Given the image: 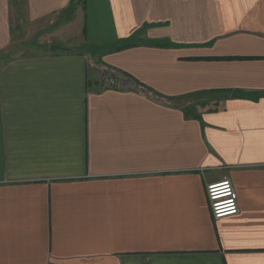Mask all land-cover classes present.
I'll return each instance as SVG.
<instances>
[{"label":"crops","instance_id":"1","mask_svg":"<svg viewBox=\"0 0 264 264\" xmlns=\"http://www.w3.org/2000/svg\"><path fill=\"white\" fill-rule=\"evenodd\" d=\"M1 62L0 264H264V0H0Z\"/></svg>","mask_w":264,"mask_h":264},{"label":"built area","instance_id":"2","mask_svg":"<svg viewBox=\"0 0 264 264\" xmlns=\"http://www.w3.org/2000/svg\"><path fill=\"white\" fill-rule=\"evenodd\" d=\"M109 73L110 74L104 75V80L108 82L107 84L113 83L114 85H120L123 82L120 78L118 81L114 77V73ZM107 84L105 86H110ZM207 196L211 205L213 217L216 219L235 215L240 212L238 193L233 181L229 178H224L220 181L208 184Z\"/></svg>","mask_w":264,"mask_h":264},{"label":"rangeland","instance_id":"3","mask_svg":"<svg viewBox=\"0 0 264 264\" xmlns=\"http://www.w3.org/2000/svg\"><path fill=\"white\" fill-rule=\"evenodd\" d=\"M22 41V40H21ZM56 45H60V46H62L61 44H57V43H55ZM55 44H52V45H55ZM51 45V46H52ZM62 47H64V46H62ZM65 48V47H64ZM69 49V48H68ZM71 49V48H70ZM71 50H77V49H75V48H72ZM34 52H35V49L34 48H30V46L28 45V43H26V42H21V44H20V49H19V51H18V53H19V56H24V55H30V54H34ZM14 57H15V49H14ZM94 61H96V60H94ZM96 62H98V61H96ZM99 63V62H98ZM0 64H2V62L0 63ZM94 65H96V63L94 62ZM101 72H100V82H102V84H103V88H113V87H120V85L123 83H121L120 85H118V84H113V83H111V84H107L108 82H106L105 80H104V75H106V74H110L109 72H112V73H114L113 75H114V77L119 81V76L117 75V74H115V73H120L119 71H117V70H115V69H113V68H110V67H106L105 65H103L102 67H101ZM117 82V81H116ZM110 85V86H105V85ZM117 85V86H116Z\"/></svg>","mask_w":264,"mask_h":264},{"label":"water","instance_id":"4","mask_svg":"<svg viewBox=\"0 0 264 264\" xmlns=\"http://www.w3.org/2000/svg\"><path fill=\"white\" fill-rule=\"evenodd\" d=\"M66 49H68V48H64V47H62L60 45H56V44L51 46V50H53V51L66 50ZM125 84H128V85L134 84L136 87H139V85H137L135 82H133L132 79H127L125 81Z\"/></svg>","mask_w":264,"mask_h":264}]
</instances>
